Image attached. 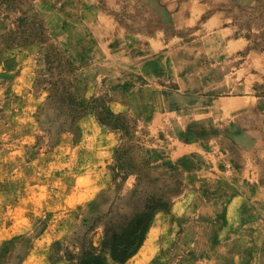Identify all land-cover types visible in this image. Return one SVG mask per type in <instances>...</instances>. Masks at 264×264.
<instances>
[{"label":"rangeland","instance_id":"obj_1","mask_svg":"<svg viewBox=\"0 0 264 264\" xmlns=\"http://www.w3.org/2000/svg\"><path fill=\"white\" fill-rule=\"evenodd\" d=\"M2 33L31 42L0 44V264H74L62 246L82 213L138 182L113 181L122 131L93 106L77 137L44 135L43 37L78 68L84 102L126 116L139 189L168 195L124 264H264V0H0Z\"/></svg>","mask_w":264,"mask_h":264},{"label":"trees","instance_id":"obj_2","mask_svg":"<svg viewBox=\"0 0 264 264\" xmlns=\"http://www.w3.org/2000/svg\"><path fill=\"white\" fill-rule=\"evenodd\" d=\"M41 32L46 33L44 26ZM11 38L2 33L0 44L13 47L31 42L25 38L17 41L14 40L16 37ZM40 41L45 66L36 77L35 85L50 90L38 112L44 135L48 136L50 143H55L65 133L77 137V121L93 106L101 125L122 131L123 141L116 149L115 163L111 167L113 181L120 179L122 183L132 174L138 179L132 195H116L106 211L99 209L100 202L106 200V192L90 203L76 229L62 246L64 256L74 264H109L103 256V253H108L111 261L124 264L140 249L155 213L168 208V195L161 188L150 192L139 189L145 177L141 166L134 163L136 145L130 142L133 134L126 116L111 112L104 98L84 102L78 94L76 65L54 40L43 37ZM98 228L101 230V244L95 247L91 237Z\"/></svg>","mask_w":264,"mask_h":264},{"label":"crops","instance_id":"obj_3","mask_svg":"<svg viewBox=\"0 0 264 264\" xmlns=\"http://www.w3.org/2000/svg\"><path fill=\"white\" fill-rule=\"evenodd\" d=\"M32 48H35V47H32ZM32 48L29 47L28 49H29L30 51L32 50V53H35V51H34L35 49H32ZM24 56H25L24 54H23V55L21 54L20 56H18V57L15 59V62L18 61V60H20V59H21V60H25V59H24ZM27 59H28V62H30L28 66L31 68V62H33L34 55H33V54H30V56L27 57ZM1 62H4V60H3V61L1 60ZM1 62H0V63H1ZM11 62H12V61L10 60V63H9V61H8L7 63L10 65ZM2 64H3V63H2ZM8 64H6V68L9 66ZM7 65H8V66H7ZM19 66H20V65H19ZM25 67H26V66H24V68H20V69H21V70H22V69L26 70ZM29 71H30V69H29ZM17 77H18V76H17Z\"/></svg>","mask_w":264,"mask_h":264}]
</instances>
